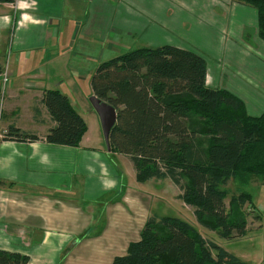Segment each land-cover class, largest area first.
<instances>
[{"label": "trees", "instance_id": "16d2710c", "mask_svg": "<svg viewBox=\"0 0 264 264\" xmlns=\"http://www.w3.org/2000/svg\"><path fill=\"white\" fill-rule=\"evenodd\" d=\"M234 1L256 10L258 36L264 41V0ZM3 71L0 64V75ZM207 75L206 60L197 52L170 44L142 46L101 62L90 86L92 94L116 110L110 150L131 158L137 181L169 179L200 226L220 238L240 239L261 217L245 187L254 178L264 180V111L258 117L247 114L243 99L208 87ZM40 102L55 122L44 138L14 124L5 135L77 146L87 126L67 95L45 89ZM231 180L238 183L237 191L226 201ZM247 203L256 212L246 211ZM29 259L0 249V264H27ZM112 264L248 263L186 220L151 214L139 239Z\"/></svg>", "mask_w": 264, "mask_h": 264}, {"label": "crops", "instance_id": "0c3cea01", "mask_svg": "<svg viewBox=\"0 0 264 264\" xmlns=\"http://www.w3.org/2000/svg\"><path fill=\"white\" fill-rule=\"evenodd\" d=\"M17 1L15 7V1L0 3V37L5 40L7 32L13 35V53L23 48L35 51L25 56L26 61L36 58L30 72L37 79L30 80L33 89H23L29 82L20 89L9 86V99L2 108L7 120L0 134V249L29 255L27 264H112L114 257L127 252L130 242L139 239L149 215H163L165 199L190 206L178 199L177 187L166 184V179L137 181L131 158L108 149L96 111L77 108V96L69 93L78 92H68L65 80L40 86L48 62L58 59L68 67L71 57L85 61V54L92 57L104 44L100 34L111 39L123 35L111 18L106 20V2L100 11L99 0H87L91 17L87 24L88 15H81L85 0H30L32 7L26 6L28 0ZM5 48L0 46V53ZM11 56L14 76L22 56ZM42 61L46 63L41 66ZM70 70L77 69L70 66ZM63 85L66 91L61 90ZM45 89L67 95L84 119L87 128L77 146L21 142L4 134L5 127L14 124L44 138L55 126L40 102ZM24 91L28 92L21 100L24 106L18 107L15 101ZM161 187L171 190L166 193Z\"/></svg>", "mask_w": 264, "mask_h": 264}, {"label": "rangeland", "instance_id": "374dc122", "mask_svg": "<svg viewBox=\"0 0 264 264\" xmlns=\"http://www.w3.org/2000/svg\"><path fill=\"white\" fill-rule=\"evenodd\" d=\"M105 2L108 8L106 20L111 18V23H115L117 28L122 30L123 35L111 39L107 37V33L100 34L104 44L98 46L99 50L96 48L92 57L89 58L85 54V61L78 57H71L68 65L77 69L76 73L70 72V66L67 67L66 63L58 59L48 62L47 74L42 77L44 85L40 86L48 87L56 81L65 80L69 88L68 92H78V95L69 93L71 97L77 96V108L93 109L89 101L92 95L89 80L101 62L141 45L170 44L192 50L205 58L208 87L226 89L243 99L245 102L243 108L247 114L253 117L262 114L264 111V41L258 36L257 13L254 8L238 4L234 0H99L100 11ZM13 6H17V3ZM26 6L32 7L30 0L26 1ZM236 6L237 8H233ZM87 7L88 3L85 0L81 15L82 18L88 15L86 22L89 24L91 17ZM6 38L3 40V37H0V46L4 47V44L6 46L5 52L0 53L3 56L0 57V61L4 67L0 81V128L5 122L4 119L7 118L2 111L5 99H9L7 88L13 85L20 89L25 82L29 83H26L23 89L31 88L34 83L30 80L37 79L30 72L31 66H35L36 58L26 61L27 56H25L34 54L35 51L23 48L22 51L13 53L11 48L13 35L7 32ZM108 41H112L114 45H107ZM115 47L117 52L114 50ZM17 53L22 58L19 63H16L18 74L12 76L11 55ZM45 63L42 61L41 66ZM88 74L90 77L87 76ZM61 90L66 91V87L63 85ZM26 92L20 93L17 100L14 99L15 102L18 101V107L24 106L21 100ZM39 116L42 117L41 114ZM6 128L5 131H7ZM1 132L2 128L0 134ZM166 180L165 183L171 185L172 182L169 179ZM249 183L245 190L251 194L255 202L254 208L261 213V217L250 222L246 237L232 240L220 238L216 232L200 226L196 222L192 208L188 209L181 204L180 200L165 199L166 202L163 201L164 205L160 209V214L179 217L195 225L204 237L217 242L226 251L248 264H264V180L254 178ZM237 184L235 180H231L225 186L228 192L226 201L236 193ZM161 189L166 193L171 190L169 187H161ZM247 204L246 211L256 212L250 210L252 207L249 203Z\"/></svg>", "mask_w": 264, "mask_h": 264}, {"label": "water", "instance_id": "95a60500", "mask_svg": "<svg viewBox=\"0 0 264 264\" xmlns=\"http://www.w3.org/2000/svg\"><path fill=\"white\" fill-rule=\"evenodd\" d=\"M89 101L99 117L103 137L109 149V133L116 122V110L112 105L108 104L105 101H101L94 94L90 96Z\"/></svg>", "mask_w": 264, "mask_h": 264}, {"label": "built area", "instance_id": "2783aa9c", "mask_svg": "<svg viewBox=\"0 0 264 264\" xmlns=\"http://www.w3.org/2000/svg\"><path fill=\"white\" fill-rule=\"evenodd\" d=\"M15 2L17 3V0H15Z\"/></svg>", "mask_w": 264, "mask_h": 264}]
</instances>
